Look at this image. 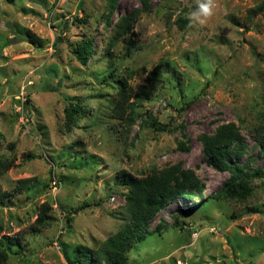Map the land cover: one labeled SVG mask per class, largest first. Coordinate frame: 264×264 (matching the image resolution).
<instances>
[{
    "label": "rangeland",
    "instance_id": "obj_1",
    "mask_svg": "<svg viewBox=\"0 0 264 264\" xmlns=\"http://www.w3.org/2000/svg\"><path fill=\"white\" fill-rule=\"evenodd\" d=\"M148 2L133 34L114 44L119 17L142 9L141 0H119L111 25L108 0H0V161L11 163L0 176L11 194L0 204V250L9 264H68L65 251L94 250L126 217L122 173L141 178L176 164L205 182L203 199L167 205L149 224L166 228L140 242L128 264H264V176L251 180L246 201L212 200L230 174L207 163L199 140L234 125L248 146L239 162L264 166L256 137L264 0H218L194 29L176 22L194 0ZM83 40L96 45L86 65L73 53ZM112 70L108 83L127 84L130 125L113 117L119 92L102 82ZM70 105L85 111L67 129ZM149 116L170 130L143 126ZM44 204L54 221L34 231ZM6 238L19 243L8 247Z\"/></svg>",
    "mask_w": 264,
    "mask_h": 264
},
{
    "label": "trees",
    "instance_id": "obj_2",
    "mask_svg": "<svg viewBox=\"0 0 264 264\" xmlns=\"http://www.w3.org/2000/svg\"><path fill=\"white\" fill-rule=\"evenodd\" d=\"M12 2L13 0H6ZM108 16L106 17L107 25H111V15L114 9L120 11L119 0H108ZM142 9H135L119 17L115 25L116 39L113 43H118L126 35L133 34V28L139 20L141 14L148 9L149 0H141ZM261 12L255 10L254 13ZM181 29L188 25L186 18H178L176 21ZM111 29L113 26L110 27ZM130 38V37H128ZM58 45V44H57ZM96 45L93 40H83L73 47V53L77 60L86 65L88 60L94 55ZM113 74V70L108 76H103V81L107 84V78ZM57 76V74H55ZM99 79V78H96ZM108 85L119 92L118 100L113 104V117L120 123L130 125L134 118L135 109L133 104H128L129 100L125 88L127 84L123 80H113ZM85 109L78 105H70L65 109L66 127L71 129L75 124V119L81 111ZM260 126L256 129L257 147L259 153L264 156V113L259 115ZM143 126L155 129L156 131L170 130L166 125L160 124L152 116L148 121L142 122ZM172 129V131H175ZM179 129H183V127ZM202 143V151L207 163L219 172H228L229 178L222 186L209 198L214 201L235 200L246 201L252 195L253 188L251 180L264 176V166L251 169L248 162L241 164L239 161L247 155V144L243 136L238 132L234 125L220 126L214 135L202 134L199 136ZM180 149L188 151L187 144H180ZM89 160L93 161L91 157ZM11 166V163L0 161V176H2ZM124 183L128 187L125 194L127 214L122 219L123 225L112 236L107 238L97 248L91 250L88 247H77L69 254L65 251V259L68 264H128L131 251L138 247V244L146 240L152 234H162L166 228L164 224L159 223L155 230H150L149 224L155 219L167 205L176 201L192 202L198 198L203 199L207 189L204 181L190 169H183L180 164L165 168L161 171H153L145 177L138 178L126 172L122 173ZM28 181H24L26 183ZM19 189H16L18 192ZM10 193L4 191L0 184V204L10 198ZM197 204V203H196ZM195 204V205H196ZM193 207L189 208L190 210ZM52 206L44 204L42 211L37 218L33 228L34 231L48 229L52 225L54 218L52 216ZM250 212H253L251 210ZM181 215L184 213H180ZM179 214V215H180ZM174 226L182 228L176 218ZM7 246H15L19 239L6 238ZM7 250H0V264H9Z\"/></svg>",
    "mask_w": 264,
    "mask_h": 264
},
{
    "label": "clouds",
    "instance_id": "obj_3",
    "mask_svg": "<svg viewBox=\"0 0 264 264\" xmlns=\"http://www.w3.org/2000/svg\"><path fill=\"white\" fill-rule=\"evenodd\" d=\"M195 7L188 14L187 27L194 29L197 26H204L215 14L218 8V0H194Z\"/></svg>",
    "mask_w": 264,
    "mask_h": 264
}]
</instances>
